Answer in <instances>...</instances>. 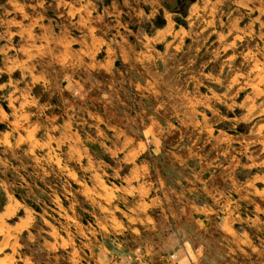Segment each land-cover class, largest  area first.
<instances>
[{
	"label": "rangeland",
	"instance_id": "374dc122",
	"mask_svg": "<svg viewBox=\"0 0 264 264\" xmlns=\"http://www.w3.org/2000/svg\"><path fill=\"white\" fill-rule=\"evenodd\" d=\"M106 2L0 0V264H264V0Z\"/></svg>",
	"mask_w": 264,
	"mask_h": 264
},
{
	"label": "crops",
	"instance_id": "0c3cea01",
	"mask_svg": "<svg viewBox=\"0 0 264 264\" xmlns=\"http://www.w3.org/2000/svg\"><path fill=\"white\" fill-rule=\"evenodd\" d=\"M138 1L142 2L141 3L142 5L147 4L150 6L149 9L147 10V13H146L144 8H138L137 6H135L136 0H107L105 5L102 6L101 9L110 10L111 11L110 16H113L112 11L115 12L116 10H118V12L126 11V12L132 13L134 15H138V16L141 14H143L145 16H149L151 11H153L154 13H159V11L164 9V8L162 9L161 5L158 3V0H138ZM97 8H99V6ZM124 8L127 10H124ZM140 10H142V12H139ZM151 15H154V14H151ZM165 17H166V15H165ZM166 22H167V18H166ZM143 103L148 104V106H150L149 102L146 103L144 101ZM254 247L256 250L257 249L259 250V248H256V246H254ZM263 250H264V248H263Z\"/></svg>",
	"mask_w": 264,
	"mask_h": 264
},
{
	"label": "bare ground",
	"instance_id": "6f19581e",
	"mask_svg": "<svg viewBox=\"0 0 264 264\" xmlns=\"http://www.w3.org/2000/svg\"><path fill=\"white\" fill-rule=\"evenodd\" d=\"M12 213V208L11 207H9L8 209H7V212H6V215L8 216V215H10ZM23 223V222H22ZM26 225V224H25ZM3 261V260H2Z\"/></svg>",
	"mask_w": 264,
	"mask_h": 264
}]
</instances>
